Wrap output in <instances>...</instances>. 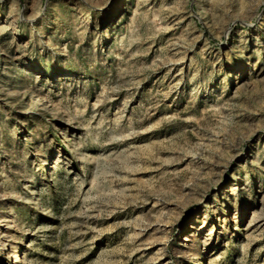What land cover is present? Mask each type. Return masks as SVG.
<instances>
[{
    "label": "rangeland",
    "instance_id": "rangeland-1",
    "mask_svg": "<svg viewBox=\"0 0 264 264\" xmlns=\"http://www.w3.org/2000/svg\"><path fill=\"white\" fill-rule=\"evenodd\" d=\"M0 264H264V0H0Z\"/></svg>",
    "mask_w": 264,
    "mask_h": 264
},
{
    "label": "bare ground",
    "instance_id": "bare-ground-1",
    "mask_svg": "<svg viewBox=\"0 0 264 264\" xmlns=\"http://www.w3.org/2000/svg\"><path fill=\"white\" fill-rule=\"evenodd\" d=\"M196 14L197 17H199L201 20H204V18L207 16V8L204 5H201L199 9H197ZM243 183H247V181H243ZM233 184H235V182H233ZM234 188L235 186L232 185V187H230V190H233ZM223 221L224 219L221 220L220 222L222 223ZM204 224L205 223H203V225L200 228H203Z\"/></svg>",
    "mask_w": 264,
    "mask_h": 264
}]
</instances>
